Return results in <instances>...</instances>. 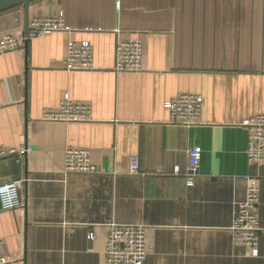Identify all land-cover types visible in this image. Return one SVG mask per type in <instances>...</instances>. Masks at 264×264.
<instances>
[{
  "label": "crops",
  "instance_id": "obj_1",
  "mask_svg": "<svg viewBox=\"0 0 264 264\" xmlns=\"http://www.w3.org/2000/svg\"><path fill=\"white\" fill-rule=\"evenodd\" d=\"M60 12L74 32L0 55V148L33 149L0 161V185L21 182L23 201L22 211L0 208V252L18 264H104L113 225H135L145 264H264V162L249 161L243 125L264 114V0H35L0 14V40ZM135 39L142 70L117 73L116 43ZM70 41L92 45L94 71L64 70ZM184 94L203 97L201 124L171 122L165 103ZM67 96L93 120L44 121ZM68 149L91 151L96 172L65 173ZM251 188L257 256L233 233Z\"/></svg>",
  "mask_w": 264,
  "mask_h": 264
},
{
  "label": "built area",
  "instance_id": "obj_2",
  "mask_svg": "<svg viewBox=\"0 0 264 264\" xmlns=\"http://www.w3.org/2000/svg\"><path fill=\"white\" fill-rule=\"evenodd\" d=\"M118 4L120 0H117ZM74 32L66 27L65 15L60 12L54 16H36L29 23V32L24 37L6 35L0 40V55L21 52L25 43L44 38L55 33ZM143 42L141 39L118 41L115 47V67L117 73H135L142 70ZM67 72L94 71L93 47L89 42L68 43L67 55L63 63ZM204 99L200 95L184 94L167 101L166 109L170 120L176 125L192 127L202 122ZM43 120L56 123H88L93 120L92 107L88 104L72 101L67 96L57 107L46 109ZM249 133L247 156L250 162H264V114L251 117L243 123ZM33 151L30 146L0 148V161L12 157H24ZM202 149L193 148L188 155L186 173L189 187L194 185L200 173ZM140 171V158H130V174ZM65 173L92 174L96 167L91 160V151L87 149H68L65 152ZM21 182L0 185V208L2 211L23 210ZM259 190L251 188L246 200L240 205L233 224L234 240L237 244L250 247L252 254L259 253V218L257 207ZM92 237V235L90 236ZM2 241L0 240V246ZM148 256V243L143 227L135 225H113L107 236L104 264H145ZM19 261L0 252V264H18Z\"/></svg>",
  "mask_w": 264,
  "mask_h": 264
},
{
  "label": "water",
  "instance_id": "obj_3",
  "mask_svg": "<svg viewBox=\"0 0 264 264\" xmlns=\"http://www.w3.org/2000/svg\"><path fill=\"white\" fill-rule=\"evenodd\" d=\"M33 1L35 0H0V14L20 6H24L28 9ZM27 34L28 30L26 31V35Z\"/></svg>",
  "mask_w": 264,
  "mask_h": 264
},
{
  "label": "trees",
  "instance_id": "obj_4",
  "mask_svg": "<svg viewBox=\"0 0 264 264\" xmlns=\"http://www.w3.org/2000/svg\"><path fill=\"white\" fill-rule=\"evenodd\" d=\"M18 8V7H17ZM15 9V8H14Z\"/></svg>",
  "mask_w": 264,
  "mask_h": 264
}]
</instances>
